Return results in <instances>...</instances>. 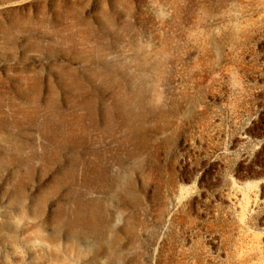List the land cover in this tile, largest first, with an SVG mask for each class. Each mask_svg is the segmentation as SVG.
<instances>
[{"label": "rangeland", "instance_id": "374dc122", "mask_svg": "<svg viewBox=\"0 0 264 264\" xmlns=\"http://www.w3.org/2000/svg\"><path fill=\"white\" fill-rule=\"evenodd\" d=\"M0 264H264V0H0Z\"/></svg>", "mask_w": 264, "mask_h": 264}]
</instances>
